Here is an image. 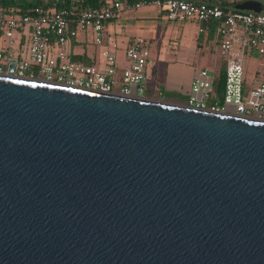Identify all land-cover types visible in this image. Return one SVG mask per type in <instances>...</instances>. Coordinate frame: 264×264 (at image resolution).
Instances as JSON below:
<instances>
[{
    "label": "water",
    "instance_id": "1",
    "mask_svg": "<svg viewBox=\"0 0 264 264\" xmlns=\"http://www.w3.org/2000/svg\"><path fill=\"white\" fill-rule=\"evenodd\" d=\"M0 264H264V121L0 76Z\"/></svg>",
    "mask_w": 264,
    "mask_h": 264
},
{
    "label": "built area",
    "instance_id": "2",
    "mask_svg": "<svg viewBox=\"0 0 264 264\" xmlns=\"http://www.w3.org/2000/svg\"><path fill=\"white\" fill-rule=\"evenodd\" d=\"M126 9L158 7L169 20L193 21L199 33L214 26L225 59L221 104L209 107L216 74L198 69L188 92L187 106L264 121V66L260 79L242 92L244 54L247 49L264 60V12L238 11L214 3L192 0H111L99 9L78 12L38 5L0 7V76L33 80L103 94L143 97L149 51L146 40L133 37L126 48L128 66L117 70L115 57L106 55V67L98 69L69 58L67 47L80 32L101 44L104 25ZM144 98V97H143Z\"/></svg>",
    "mask_w": 264,
    "mask_h": 264
},
{
    "label": "rangeland",
    "instance_id": "3",
    "mask_svg": "<svg viewBox=\"0 0 264 264\" xmlns=\"http://www.w3.org/2000/svg\"><path fill=\"white\" fill-rule=\"evenodd\" d=\"M208 3L220 4L219 0H200ZM116 25L123 27L125 33H132L147 40V46L151 57L154 56L160 50L162 53L166 50L175 51L181 64L183 65L182 77L188 76V70L193 68H209L216 71V77L220 70L225 69V59L222 57L219 46L202 47L198 50L199 58L195 60L196 53V41L199 37V27L192 21H171L166 14L158 7H142L140 9H126L118 15ZM88 53H91L95 57L94 66L97 68L104 67V56L101 49L94 44L87 46ZM118 62L120 65L128 66V62L125 58V53L120 51L117 54ZM124 58V60H123ZM195 61V62H194ZM264 66V60L260 58L255 52L247 49L244 54V70H243V85L242 92H245L254 86V79H260L262 76V69ZM149 69L146 67V81H145V93L143 97L146 99H152L155 101H163L170 103H177L187 106L189 100L187 97L178 96L171 100L168 94L154 89L155 85L153 81H149ZM148 81L151 82L148 85ZM154 85V86H153ZM149 88V89H148ZM151 92H150V91ZM161 92V94H160ZM214 101L216 104H221L222 97L217 95L216 90H213L210 101H206L207 107Z\"/></svg>",
    "mask_w": 264,
    "mask_h": 264
},
{
    "label": "crops",
    "instance_id": "4",
    "mask_svg": "<svg viewBox=\"0 0 264 264\" xmlns=\"http://www.w3.org/2000/svg\"><path fill=\"white\" fill-rule=\"evenodd\" d=\"M116 19L117 18L104 25L102 42L99 45L94 42L92 35H89L88 33L85 32H80L67 47V50L69 52V58L77 63H82L87 66H94L95 57H93L91 53H88L87 51V46L89 44H94L101 49V52L104 56V67L103 68L97 67L98 69H104L106 67L105 53H109L115 57L117 70L120 71L126 68L125 65L119 64L117 54L120 51H123V53H125V58H126V48L130 40L133 37H139V36L134 35L132 33L131 34L125 33L123 27H119L118 25H116L115 23ZM195 24L199 27L197 23ZM211 29L214 30L212 37L210 36ZM198 35L199 37L197 38L196 41L197 43L195 46L196 47L195 60H198L199 58L198 50L201 49L202 47L218 46V37L214 26H211L206 33H199L198 31ZM147 49L149 51L148 46ZM182 64L175 51L173 52L170 50H166L162 53L160 50H158V52L154 56V59L151 57L149 52L148 63L146 65V67H150L148 73L149 74L148 79L149 81H153L155 85V88L154 89L151 88L150 90H154V91L157 90L158 92L162 90L164 93L161 94L160 92V94L162 95L161 97H163L164 94H168L171 100L175 99L178 96H184L188 98V92L190 90L194 74L198 69H202V68L189 69L188 76H186V78H183L181 74L183 71ZM208 70H212L216 74V71L214 69L208 68ZM149 81H148V85L151 83Z\"/></svg>",
    "mask_w": 264,
    "mask_h": 264
},
{
    "label": "flooded vegetation",
    "instance_id": "5",
    "mask_svg": "<svg viewBox=\"0 0 264 264\" xmlns=\"http://www.w3.org/2000/svg\"><path fill=\"white\" fill-rule=\"evenodd\" d=\"M94 1H98L100 3H106L107 1H111V0H0V7L3 8L22 7L25 5L56 6L58 4H66V3L77 6H87V5H92ZM192 1L199 2L200 0H192ZM243 1L246 0H219V2L222 5H228L229 7H233L234 5L241 3ZM256 1H259L264 6V0H256Z\"/></svg>",
    "mask_w": 264,
    "mask_h": 264
},
{
    "label": "trees",
    "instance_id": "6",
    "mask_svg": "<svg viewBox=\"0 0 264 264\" xmlns=\"http://www.w3.org/2000/svg\"><path fill=\"white\" fill-rule=\"evenodd\" d=\"M124 1L125 2H129V3H135V2H138L139 0H124ZM103 5H104V3H100L98 1H94L92 5H87V6H77V5H71V4L66 3V4H58L55 7L57 9H64V10H67V11L78 12V11L86 10V9H99V8H102ZM4 6H6V5H4ZM35 6H38V5H34V6L25 5V6L20 7V9H25V8L35 7ZM219 6H221V5H219ZM221 7H223V8H232V7H229L228 5H222ZM213 33H214V30L211 29V31H210V34H211L210 36L211 37L213 36L212 35ZM224 79H225V71H224V69H222L219 72L218 76L215 77V79L213 81V90H216L217 95H219L220 97H222L223 90H224Z\"/></svg>",
    "mask_w": 264,
    "mask_h": 264
}]
</instances>
